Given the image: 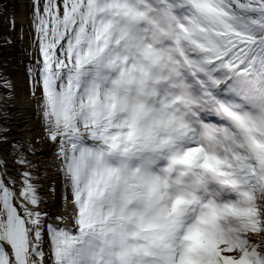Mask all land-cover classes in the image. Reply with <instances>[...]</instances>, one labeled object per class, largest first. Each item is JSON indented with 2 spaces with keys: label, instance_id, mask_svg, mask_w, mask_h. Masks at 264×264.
<instances>
[{
  "label": "snow or ice",
  "instance_id": "1",
  "mask_svg": "<svg viewBox=\"0 0 264 264\" xmlns=\"http://www.w3.org/2000/svg\"><path fill=\"white\" fill-rule=\"evenodd\" d=\"M30 22L65 206L18 142L0 264H264V0H32Z\"/></svg>",
  "mask_w": 264,
  "mask_h": 264
},
{
  "label": "bare ground",
  "instance_id": "2",
  "mask_svg": "<svg viewBox=\"0 0 264 264\" xmlns=\"http://www.w3.org/2000/svg\"><path fill=\"white\" fill-rule=\"evenodd\" d=\"M1 2L6 6L4 20L8 22L7 19L11 21L13 18H15V27L14 28L11 27L10 23L8 22L9 24L8 30L12 33L11 35L12 37L15 36V46L18 47L16 49L24 48L25 45L29 43L28 41L29 40V30H31L29 28V17H28L26 3H28V7L30 6L32 7V4L29 3V0H1ZM5 34H8V31ZM6 37H8V35ZM3 45L6 47L5 44ZM23 57H24L23 55L10 56V57L2 56V58H0V60H2L1 61L2 64L0 65L1 67L0 70H5V69L7 70V66L11 63L10 61L11 59L9 58L16 59L17 60L16 64H20L22 59H24ZM10 80L12 79L10 78ZM29 96L30 95L23 93L19 101L16 100L14 93H12L11 99L9 100H5L2 97H0V102L2 103L0 105V109L6 110V111H3L4 114L2 113L0 115V116L3 115L1 119H4L6 117L10 119V122L0 121V123L2 122L3 127H6L7 129H9V131H7L9 134H4L5 132H3L0 135V137L7 136L9 138L8 141L18 140L19 142H26L25 140H28L30 144H33L35 142V139H34L35 136H32V135H31L32 137L29 136V134H32L30 130L34 129L31 123V113H30L31 111L30 105L32 104L33 101H32V98ZM4 103H9V105H5ZM15 130L17 132L18 131L23 132L25 134L24 135L25 138L24 136L18 137V138L15 137L14 134H12ZM17 135L21 136L19 134H16V136ZM47 144H48L47 146L43 145L40 151L38 152L36 151V154L28 159L31 160L32 164H34L32 171L35 175L37 174V172L42 171V177L44 181L40 180V183L44 186L45 192L49 200V203L44 206L45 210L48 211V208L49 210H51L52 209L51 205L53 207H57V204L55 202L56 200L57 202H59V205L61 207L60 208L62 210L61 214H64V208L63 206H61V204L63 203L65 204L64 199H63L65 195V189L63 187L60 175L56 171L57 169V163H56L57 148L51 141ZM48 146H49V149L52 148V151H50L49 158H47L45 154ZM2 152H3L2 160L5 161L9 171L13 172V175L17 174L15 170L23 171V166L16 162L15 157L13 155L9 154V152H7L5 148H0V153ZM41 167L42 169H39ZM34 169H36V171ZM47 181L53 182V184H50V186L54 185L53 188L52 187L50 188L48 186V184L46 183ZM56 212H58V210ZM51 214L54 216L53 212H51Z\"/></svg>",
  "mask_w": 264,
  "mask_h": 264
},
{
  "label": "rangeland",
  "instance_id": "3",
  "mask_svg": "<svg viewBox=\"0 0 264 264\" xmlns=\"http://www.w3.org/2000/svg\"><path fill=\"white\" fill-rule=\"evenodd\" d=\"M1 2V0H0ZM29 3L32 4V0H29ZM26 6H27V12H28V16L31 20V14H32V7H28V3H26ZM4 7H3V3L0 4V58H2V56H17V55H23L24 59H22L21 63L20 64H16L17 63V60L16 59H12V58H9L11 59V63L7 66V70H0V75H4V76H7L9 78H11V82L13 83L14 85V95H15V98L17 101L20 100L21 96L23 93L25 94H28L30 95L29 97L32 98V104L30 105V113H31V123H32V126H33V130H30V132H32V134H29V136H35L34 139H35V142L33 144H30L28 142V140H25L26 143L30 144L32 146V148H34L37 152L41 150V147L44 145H48L47 143L50 142V140L48 139L47 137V134L45 132V126H44V122H43V119L40 115V111H39V108H38V105H37V101L33 98L32 96V91H33V88H32V80H31V77H30V72L27 71V68L23 67L24 65V62L26 63L27 60H29V58H31V55H30V52H31V38H32V32L31 30H29V43H27V45H25L24 48H19V49H16L18 48L17 46H15V36L12 37L11 36V32L10 34H5L7 31H8V28H9V24L8 22H6V20H4ZM10 22V21H9ZM30 26H32V24L30 25L29 24V28ZM8 35V37H6ZM5 37L8 38V40H10V43H5ZM2 39V41H1ZM5 44L6 47L3 45ZM14 44V45H13ZM29 51V53H28ZM2 60H0V65L2 64L1 63ZM13 63V64H12ZM1 68V67H0ZM3 68V67H2ZM2 103L0 102V105ZM5 105H9V103H4ZM3 111H6L5 109H0V115L3 113ZM4 114V113H3ZM7 116V115H6ZM3 117L0 116V121L2 122H10V119H8L7 117L4 118V119H1ZM1 122V123H2ZM19 130V129H17ZM23 132H20V131H14L12 134H14L15 137H23L25 134ZM2 133H0L1 135ZM4 134H9L8 132H5ZM16 134H19L21 136H16ZM31 136V137H32ZM2 138V137H0ZM25 138V136H24ZM19 141L18 140H13V141H8V142H4V143H1L0 142V148H8L9 150H6L7 152H9V154L11 155H14L16 156L17 152L15 151V147L17 146V143ZM46 149V148H45ZM44 150V149H43ZM46 157L49 158L50 157V151H52V148L49 149V146L48 148L46 149ZM28 155V158H31L33 155L32 154H27ZM3 158V152L0 153V160H2ZM48 160V159H46ZM4 161V160H3ZM34 165V164H33ZM47 167V165H46ZM39 169H42L39 168ZM36 171V169H34ZM34 171V172H35ZM38 171V170H37ZM41 172V173H40ZM40 172H37L36 175L39 176L40 180L44 181L43 180V177H42V171ZM46 174V173H45ZM48 184V186L51 188H53L54 185L50 186V184H53V182L51 181H47L46 182ZM60 200V199H59ZM56 204H57V207H53L51 205V210H49L48 208V211L51 213L53 212L54 213V216L56 215H60L62 210L60 209V205H59V202H57L55 200ZM61 206H65V204H61ZM60 209V210H59ZM58 210V212H56ZM56 212V213H55Z\"/></svg>",
  "mask_w": 264,
  "mask_h": 264
},
{
  "label": "trees",
  "instance_id": "4",
  "mask_svg": "<svg viewBox=\"0 0 264 264\" xmlns=\"http://www.w3.org/2000/svg\"><path fill=\"white\" fill-rule=\"evenodd\" d=\"M31 32H32V34H31L32 35V38H31V52H30L31 58H29V60H27L26 63H25V67L27 68L28 71L40 59L39 53H38L37 49L34 46L35 45V33H34V30H33V25L31 27Z\"/></svg>",
  "mask_w": 264,
  "mask_h": 264
},
{
  "label": "built area",
  "instance_id": "5",
  "mask_svg": "<svg viewBox=\"0 0 264 264\" xmlns=\"http://www.w3.org/2000/svg\"><path fill=\"white\" fill-rule=\"evenodd\" d=\"M0 126H2V123H0Z\"/></svg>",
  "mask_w": 264,
  "mask_h": 264
}]
</instances>
